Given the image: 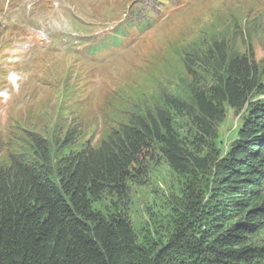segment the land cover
Listing matches in <instances>:
<instances>
[{
  "label": "rangeland",
  "instance_id": "1",
  "mask_svg": "<svg viewBox=\"0 0 264 264\" xmlns=\"http://www.w3.org/2000/svg\"><path fill=\"white\" fill-rule=\"evenodd\" d=\"M222 55L245 58L264 87V0H0V170L31 160L35 138L49 142L53 156H68L98 148L135 114L162 108L206 166L193 161L188 172L176 171L151 143L124 193L105 189L92 205L106 216L126 214L139 239L156 248L179 228L201 230L217 164L250 102L225 103L205 136L167 99L192 104L194 88L214 83ZM258 90L250 101L261 98ZM254 243L264 246V230Z\"/></svg>",
  "mask_w": 264,
  "mask_h": 264
},
{
  "label": "trees",
  "instance_id": "2",
  "mask_svg": "<svg viewBox=\"0 0 264 264\" xmlns=\"http://www.w3.org/2000/svg\"><path fill=\"white\" fill-rule=\"evenodd\" d=\"M216 64L214 83L194 88L192 104L167 99L205 136L224 116L225 103L239 109L250 102L238 137L217 164L218 183L201 230L179 228L156 248L139 239L126 214L106 216L92 205L105 189L124 193L151 143L176 171L188 172L193 161L206 166L187 152L169 111L158 108L135 114L98 148L68 156H53L50 143L35 138L31 160L0 170V264H264V246L254 243L264 230V87L245 58L226 62L222 55ZM255 89L261 98L250 101Z\"/></svg>",
  "mask_w": 264,
  "mask_h": 264
}]
</instances>
